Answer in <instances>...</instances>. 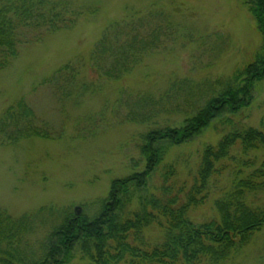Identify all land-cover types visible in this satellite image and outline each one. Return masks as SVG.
<instances>
[{"label": "trees", "instance_id": "1", "mask_svg": "<svg viewBox=\"0 0 264 264\" xmlns=\"http://www.w3.org/2000/svg\"><path fill=\"white\" fill-rule=\"evenodd\" d=\"M246 1L262 36L253 59L227 77L197 83L176 78L158 95L122 90L110 111L87 116V125L79 120L80 136L94 134L86 129L102 117L105 124H152L140 145L144 168L113 179L93 216L62 213L65 219L50 227L38 250L28 236L38 227L37 218L47 222L41 216L46 210L14 217L0 206V264H71L76 254L89 264H227L264 229V203L257 202V194H264V161L256 165L250 156L264 148V123L255 127L228 116L248 106L254 86L264 80V0ZM83 14L69 0H0V69L17 56L20 44L70 29ZM178 36V26L162 7L137 12L104 28L90 51L91 67L98 80H120L148 56L175 45ZM81 66L69 61L43 81L60 104L78 103L92 86L80 76ZM106 111L115 113L110 122ZM165 114L180 115L182 122L162 124ZM215 119L225 133L215 144L203 145L196 166L188 169L189 180H179L177 161H165L170 148L189 142ZM63 133L38 117L24 97L0 115V145ZM157 172L160 181L154 186L150 180ZM211 198L216 214L195 219L192 212ZM152 226L162 233L160 242L146 237Z\"/></svg>", "mask_w": 264, "mask_h": 264}, {"label": "rangeland", "instance_id": "2", "mask_svg": "<svg viewBox=\"0 0 264 264\" xmlns=\"http://www.w3.org/2000/svg\"><path fill=\"white\" fill-rule=\"evenodd\" d=\"M84 9L76 25L40 34L20 44L17 56L0 69V115L21 97L34 108L38 117L55 130H64L60 138L30 137L0 145V206L12 216L46 210V223L28 236L29 245L38 250L50 227L72 214L97 213L108 195L113 179L144 168L140 153L143 133L152 124L113 122L112 104L122 90L151 91L158 95L169 83L189 77L195 83L205 78L227 77L236 68L250 62L261 46L262 36L246 0H69ZM178 26V42L152 54L132 73L120 80H98L89 60L90 51L110 23L130 15L161 8ZM82 63L80 76L92 82L78 103L60 104L43 81L69 61ZM108 108L103 117L86 129L94 134L80 136L78 123ZM234 121L261 127L264 123V80L254 86L248 106ZM99 119V118H98ZM182 116L165 114L161 123L178 126ZM80 120V121H79ZM84 126V125H81ZM226 130L213 120L204 131L187 143L170 148L165 161L176 160L178 179L189 180L188 169L195 167L204 144H215ZM259 165L264 148L250 152ZM159 169V168H158ZM158 171V170H157ZM158 172L150 183L159 184ZM264 203V194H257ZM42 208V209H41ZM48 210H53L52 216ZM64 213V215H61ZM203 220L216 214L212 198L192 212ZM150 242H160L158 227L146 229ZM71 264H89L76 254ZM227 264H264V229L234 254Z\"/></svg>", "mask_w": 264, "mask_h": 264}, {"label": "water", "instance_id": "3", "mask_svg": "<svg viewBox=\"0 0 264 264\" xmlns=\"http://www.w3.org/2000/svg\"><path fill=\"white\" fill-rule=\"evenodd\" d=\"M79 208H77V210H76V213L78 214L79 213V210H78Z\"/></svg>", "mask_w": 264, "mask_h": 264}]
</instances>
